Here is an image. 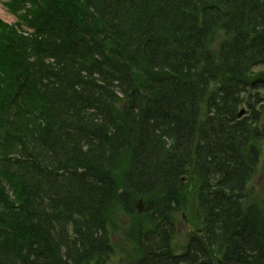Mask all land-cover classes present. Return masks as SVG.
I'll use <instances>...</instances> for the list:
<instances>
[{"label":"trees","instance_id":"obj_1","mask_svg":"<svg viewBox=\"0 0 264 264\" xmlns=\"http://www.w3.org/2000/svg\"><path fill=\"white\" fill-rule=\"evenodd\" d=\"M3 1L0 264H264V0Z\"/></svg>","mask_w":264,"mask_h":264},{"label":"rangeland","instance_id":"obj_2","mask_svg":"<svg viewBox=\"0 0 264 264\" xmlns=\"http://www.w3.org/2000/svg\"><path fill=\"white\" fill-rule=\"evenodd\" d=\"M0 18L6 23L16 24L18 18L7 9L4 2L0 0ZM27 31V30H26ZM264 158L261 161L259 172L256 178L253 180L252 186L254 187V192L258 197L264 198ZM192 198H190L189 204H192ZM138 207V206H137ZM143 209V208H142ZM193 207L189 208L187 212L180 213L177 218H179L177 223V232L175 236V245L177 249L183 250L184 245L188 242L189 237L196 231L194 226L196 223L195 214L192 212ZM121 220V231L123 233L112 234L111 243L114 245L116 256L112 259L113 263L119 264L121 260H128L130 257V244L127 242L126 230L128 226V220L125 216L120 217Z\"/></svg>","mask_w":264,"mask_h":264},{"label":"water","instance_id":"obj_3","mask_svg":"<svg viewBox=\"0 0 264 264\" xmlns=\"http://www.w3.org/2000/svg\"><path fill=\"white\" fill-rule=\"evenodd\" d=\"M244 114V111H242L241 113H240V116H242ZM141 205H142V200H140V202L138 203V207L140 208V209H142L141 208Z\"/></svg>","mask_w":264,"mask_h":264}]
</instances>
